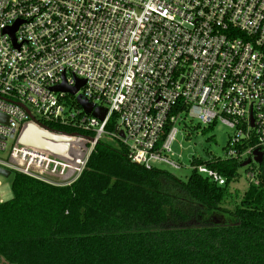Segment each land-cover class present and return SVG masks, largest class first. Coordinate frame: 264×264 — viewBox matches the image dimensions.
I'll return each mask as SVG.
<instances>
[{"label":"built area","instance_id":"1","mask_svg":"<svg viewBox=\"0 0 264 264\" xmlns=\"http://www.w3.org/2000/svg\"><path fill=\"white\" fill-rule=\"evenodd\" d=\"M77 80L84 82L74 95L52 90ZM76 95L105 109L104 118L87 114ZM0 114L7 117L0 151L12 140L0 167L51 185L76 180L104 136L122 144L132 163L179 168L172 142L176 124L187 118L232 129L225 156L206 160L250 158L245 174L257 184L254 151L264 159V0H0ZM27 122L89 135L66 133L77 134L70 160L19 144ZM194 158L191 169L225 184Z\"/></svg>","mask_w":264,"mask_h":264},{"label":"trees","instance_id":"2","mask_svg":"<svg viewBox=\"0 0 264 264\" xmlns=\"http://www.w3.org/2000/svg\"><path fill=\"white\" fill-rule=\"evenodd\" d=\"M242 162L194 158L225 184L195 169L181 180L132 163L120 143L99 140L70 184L14 172L12 198L0 202V256L10 264H264V159L253 164L258 183L239 195L229 186Z\"/></svg>","mask_w":264,"mask_h":264},{"label":"rangeland","instance_id":"3","mask_svg":"<svg viewBox=\"0 0 264 264\" xmlns=\"http://www.w3.org/2000/svg\"><path fill=\"white\" fill-rule=\"evenodd\" d=\"M178 129L175 139L172 142L173 158L179 159L181 167L174 168L165 164H158L156 167L164 169L175 177L186 180L191 173L190 161L193 157L203 160L211 156L224 157L225 146L232 129L217 122L212 127L199 123L196 119H185L184 122L176 124ZM103 142L112 147H117L118 142L112 138L104 136ZM12 140L7 141L5 151H0V157L8 158L9 149ZM77 144H75L76 146ZM238 172L240 178L230 183V191H237L239 195L243 193L248 185L244 167H239ZM13 173L9 177L0 176V202L7 201L12 198L11 179Z\"/></svg>","mask_w":264,"mask_h":264},{"label":"water","instance_id":"4","mask_svg":"<svg viewBox=\"0 0 264 264\" xmlns=\"http://www.w3.org/2000/svg\"><path fill=\"white\" fill-rule=\"evenodd\" d=\"M16 27L12 29V34L14 33ZM83 80H77V84L73 87H67L63 82L57 86L52 87L53 91L67 92L71 95L76 94L79 87L83 84ZM76 102L82 109L94 117L102 120L105 116L106 110L101 107H95L92 103L82 98L81 95H76ZM0 122H7V117L0 114ZM122 133V132H120ZM77 134H66L63 132H56L45 126L37 124L35 122H27L23 125L17 142L21 145L30 146L36 149L44 150L50 152L54 155L64 157L66 159L72 160L73 157L70 154L72 143L75 141ZM253 160L260 164L262 162V153L255 150ZM251 162V159H246L241 163V167L247 166ZM11 171L0 167V176L9 177ZM0 264H10L4 257L0 256Z\"/></svg>","mask_w":264,"mask_h":264},{"label":"flooded vegetation","instance_id":"5","mask_svg":"<svg viewBox=\"0 0 264 264\" xmlns=\"http://www.w3.org/2000/svg\"><path fill=\"white\" fill-rule=\"evenodd\" d=\"M262 162H263V160H262Z\"/></svg>","mask_w":264,"mask_h":264}]
</instances>
